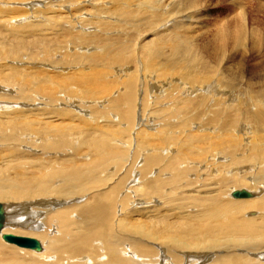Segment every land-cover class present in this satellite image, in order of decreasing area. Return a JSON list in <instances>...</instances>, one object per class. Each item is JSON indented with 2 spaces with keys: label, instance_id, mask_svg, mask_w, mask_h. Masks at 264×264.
I'll return each instance as SVG.
<instances>
[{
  "label": "rangeland",
  "instance_id": "374dc122",
  "mask_svg": "<svg viewBox=\"0 0 264 264\" xmlns=\"http://www.w3.org/2000/svg\"><path fill=\"white\" fill-rule=\"evenodd\" d=\"M22 1L31 2L32 4H34V6L36 5V2L34 0H0V6L6 5V7L8 8L5 10L0 9V12L3 11V12L9 13L11 18L8 20V23H10L12 21V27L26 26L28 24V22L35 24L34 27H31L29 29H26V30L20 32L23 34L14 35V34L10 33L9 30L1 28L2 22L0 21V66L5 64L4 68L8 69L11 72L10 83L13 85V87H11L13 89V91L10 94V96L13 97V99H11L12 100L11 103L13 105H16V106H24L23 109L28 108L27 112H30L32 110V108H34V107L40 108L41 111L45 112L44 115L48 113L47 118H46V116L41 115L44 121H45V119H47L46 121H49V119H50V121H53L54 124H57L59 126L62 124L60 129L61 128H62V130H63V128L66 129L69 132L68 135H70V137L68 138L67 141L61 137L60 138H58V137H51V138L38 137L39 141L34 142L32 139L27 138L28 134H26V136H25V134H21L22 131H20V129H18V128H15V124L12 125V123H17L20 121L19 127L21 129L24 128V131H25V129L28 131L30 129H34V127L39 126V124L37 123L38 121H36V122L30 121L29 122V121L25 120L24 117H26L27 114L28 115L32 114V112L24 113L25 115L24 114L19 115V113L16 112L14 114L15 118L13 117L12 121H10L8 123L4 122L5 120L3 121L0 118V150L2 149L0 151V153H2V154L4 153V155L6 156V159L10 160V161L5 162L6 165L4 162L0 161V172L2 173V174H0V182L2 184L7 183L9 181V178H12V176H14V174H13L14 170L12 169V167L14 169L23 168V169H26V171L28 173H32L31 172L32 168L36 172H39L38 168H37L38 166H43V165H45V166H58V168L59 167H62V168H59V169L56 168V171L53 173L57 177H62L65 172L66 173H68V171H69V173L72 172L74 167L71 165L73 164L74 160L77 158V155L78 154H84V152H86V155H87L86 157L88 158V160H85V161L90 163L89 166L91 168L90 169V175L91 176H90V179H88V182H87V180L82 182V184L84 183L85 184L84 186H86L85 187L86 192H85V195L82 194L83 198H79L80 199L79 201H81V202L85 201L86 202V200H90V195L93 194V192L98 191L97 190L98 187L100 188V190L102 189L101 191H105V192L109 193V192H111L110 190H111L113 184L115 183V181L117 182V181L121 180L120 185H119L121 190L119 189L117 191L116 197L113 198V199H116L115 201H118V197H119L118 195L120 194L119 192L125 190L124 192H121L125 195L127 193V190L128 191L133 190L134 187L142 186L143 183L147 182L150 179L155 178L154 181H152L155 184V187H157V185H159L161 182H162V185L164 187L161 190H160V188L157 187V191H155V192L158 195H156V193H155L154 195L156 197L154 195H152V197H151V198L154 197V199L152 200L153 202L149 201V204H148V202L147 203H143V202L136 203L135 207L140 208L143 206H150L151 205L150 206L151 209L160 208L159 210H157V209L156 210H149V212L151 211V213L154 214L156 211V212L160 213V215H163V214L166 215V214L170 213L172 217H170L169 220L170 221L172 220L174 222H178L177 217L181 216V215L187 216L188 219H194L195 214L196 215L200 214L207 206L212 205L211 199H213V198L218 199L220 201H225V199L226 200L230 199L231 198L230 195H227V193H225V192L229 191L228 193H230L231 192L230 189L232 188V186H235V187H237V189H240V190L244 189V188L238 187V185L240 186V184L237 183V181H234L236 179L232 180L234 175H230V174L226 173L227 170H229V169L231 170V168H232L233 171H231V172H234V171H236L235 170L236 167L238 168V166H240L241 167L240 170L242 169L241 174L237 175L239 177V180L242 179L241 176H243V175H245V176L250 175V176H252V178L254 177V175L252 173V171L255 172L254 170H245V168L242 167V165H243L242 164V158L245 155V153H243V152H245L244 150H245V148H247L245 146V142H244L246 140H244V139L247 138L249 135H247V137H245L243 139V137H244V136H242L243 129L242 128L240 129V125L244 123L245 126H248V128H249L248 130L251 133H253L252 136L254 135V137H256V138L258 137L257 134H259V130H256V127L250 121H248V120L242 121V119H240V114L238 115L239 112H237L235 110H230V111H231V114L235 113L234 114L235 117H237V116L239 117L237 120V123H236L237 125L235 124L236 130L233 132V130L230 129L228 126L226 127L227 129L225 128V130H223L225 132V134H223V138L225 140L227 139L226 144H227V147L229 149L224 148V151L221 152L222 155L220 154V158H218L219 161H223V160H225L224 158L226 157L227 161H225L226 165H224V167H225V169L226 168L227 169L224 170L222 168H216L217 172H212L211 169H209V168L206 169L203 166V164L201 165V163H203V162L200 163V167H197L194 164H189V166H188L187 163H183L182 165H180L181 164L180 162L184 161V158L182 156L183 153L179 154L180 151H179L178 144L177 145L175 144L176 140H177V138L179 139V136H182V135L184 136L186 134H192L191 131H193L194 129L197 128V126H195L193 124L191 125V127H189L190 125H187L188 124L187 118L184 115H182V113H184V110L186 108L188 109V107H189V111L200 109V106L197 105L195 100L193 101L190 94L188 96L187 93H184V96L188 100L185 101V103H183L184 102L183 101L182 104L187 105L188 107L183 106L182 108H184V109L183 110L180 109L181 111L179 109L175 110L176 112H178L177 115L178 114L179 115L176 116L174 119H172V121L174 123L172 122L173 124L171 127V128H175L177 125L180 124L179 126L181 128L183 126H186L185 128H187V129L184 128V131H183V130H179V127H178L177 130L168 131L167 132L168 134L164 135V137H163L164 142H165L164 146L172 145L171 146L173 148L171 150L172 152L168 151L169 147H168V149H166L164 147V151L162 148L158 149V150H155L153 148L157 142L156 141L157 135H153V138H150V140L148 139L147 146H143L142 144H144V141L141 138H138V137H140L141 134L144 135V133H142V132H144V130H146L147 132H153L154 134H156L157 132L161 133L160 131H158L160 129L159 126L161 125L160 123L165 124L164 119L166 117L165 115H167V112H164L163 110H166V108L168 110V108L170 107L171 112H172V111H174V109H172V107H171V105L173 104L171 101H167L165 98H163L161 100L160 99L154 100V98H152V97H155V98L158 97L155 94L156 91L154 92L152 89H150V87L153 86L152 84L154 82L155 83L158 82V80L154 81V79H152V80L150 79L148 81L149 83L142 80V81H144L142 84L139 82H140V77L143 75L142 73L145 71V69L151 70V71L153 70L152 72L157 73L156 75H163V74H165V72H169V70H165V68L167 69L166 65H167V63H169L168 61L172 60L171 56H170V52L167 49L168 47H163V49L160 51V54H158V55L155 54L156 57H154V58H153V56H155V55L153 52H152V54H151V52H150V54H147L150 51L149 49H151L153 46L152 45L153 43H151L152 39L154 40L155 37L157 36L156 32L158 33V31H160V30H158L159 29L158 25H160L162 23L164 17L166 19L163 21V23L167 20V18L170 15L171 16L169 18H172L171 20H173V19H178V16L180 15L179 13H183L185 11V13H187V15H188L189 13L192 12V10L200 9V13H201L200 15H203V16H200V18L198 19L199 23L196 24L193 22L186 21V24H185L184 20H183L184 22L180 21L177 33L179 35L181 34L180 36L183 38L187 36V38L192 39L194 37V40L192 39L193 41L197 42L200 45L205 44V46L207 47V50H208L207 55L206 56L204 55V57H207V58H205V60L207 59L206 62L209 64L208 65L206 63L207 73L210 75V77L214 83L217 81L219 82V83L218 82L216 83L217 85L215 84L217 87L216 86H214V87L218 88V90L221 92L224 91V92L228 93V94H226V95H228V97H225L226 99L228 98V100L223 102V104H224L223 106H226V104H229L230 99H233V98H236V99L232 103H234V104L236 103V105H237L238 101L240 100L239 102L242 105L243 100H246V98L248 96L250 97V95H254L255 92L257 93L261 89L264 88V46H263L264 41L261 38L255 39V40L252 39L253 41L250 38H247L250 36L249 33H251L254 29L256 30V32L260 33V36L263 34L262 33L263 31L261 30V27L263 28V26H260L258 24L261 21H264V16H263L264 15V13H263L264 9L262 8L263 5H261L262 0H201V1L197 0L196 5H198V7L195 6V7L190 8L188 10L189 13L186 11L187 10L186 7L185 8L183 7V3L181 0H177V1L176 0H173V1L172 0H167V1L166 0L165 1L164 0H155V1H153V0H141V1L140 0H121L122 4L120 6V10H118V11L116 9L110 8V4L112 2L111 0H43L44 3L42 2L43 5H41V6H42V9H43V7H45V8L43 9V11L39 12L41 14L40 20H36V21H33L34 18H36V16H34L31 13L33 15V17H32L30 12L32 9L35 10L37 7L31 8V10L29 8H27L28 5H26V7H21V6H24L21 4ZM37 1H39V0H37ZM48 1H49V3H47ZM198 1H199V3H198ZM236 1H238L239 3H237ZM106 2H108V4H105ZM157 2L159 3V5H157ZM163 2H166V3H163ZM202 2L204 4H202ZM256 3H257V5H256ZM240 5H242V6H240ZM41 6L39 8H41ZM105 6H107V7H105ZM157 6H158V8H157ZM232 6H233V8H232ZM159 7H161V8H159ZM143 8H145V10ZM177 9H179V10H177ZM232 9H234V13H233ZM246 10H247V12H246ZM163 12H164V14H163ZM151 13H152V16L155 18V20L151 16ZM240 13H241V15H240ZM24 14H29L28 15V16H30L29 19H33V20H29V21L22 22L19 24L15 23L13 21L15 19H20L21 16ZM231 14H234L237 17H235V18L233 17V19H232L231 16H234V15H231ZM143 15H144V17H143ZM241 17H242V20L246 21V23L244 21L240 20ZM258 17H260V19H258ZM202 19H203V21H201ZM230 19H232L233 22H231ZM235 19H237L238 21ZM22 20L25 21L26 18H23ZM204 20H206V22ZM224 20L227 21L228 23L226 24V22ZM234 20L237 22V24ZM150 21L152 22L153 26L150 25L151 24ZM258 21H260V22H258ZM207 22H208V24H207ZM169 23H170V21H169ZM222 24H224V25H222ZM238 24H239V26L242 25L244 31L246 32V37L244 35L241 39L242 41L241 40H233V38H232V39H228L229 41L226 40L223 42L219 38L218 34L220 33V30L223 31L225 28H232L233 26L238 27L237 26ZM256 24L258 26H260V28L257 27ZM199 25H201V26H199ZM146 26H147V29H146ZM150 26H151V28H150ZM152 28L155 31H153ZM200 28L204 29V30H200ZM141 29H143V30H141ZM149 29H151V30H149ZM182 29H184V30H182ZM145 30H147V31H145ZM209 30H211L212 33ZM215 30H218V31H215ZM141 31H143V32H141ZM196 31H197V33H196ZM199 31H201L202 34ZM215 32H218V33H215ZM110 34H111V37H110ZM198 36L201 40L198 39ZM216 42H218V43H216ZM211 43H212V45H211ZM216 45H218V46H216ZM115 48H116V50H115ZM259 49H260V51H259ZM256 50H258V51L256 52ZM116 51L118 52L119 55L115 54ZM101 52L102 53L104 52V53L102 54ZM106 52H108L110 57L112 58V62L110 64L108 63V65L106 64L107 63L106 60L102 58ZM209 52L211 55H213L212 57H208ZM128 54H129V56L130 55L131 56L130 57L127 56ZM149 55H151V56L149 57ZM222 56H224V57H222ZM24 58H26V59H24ZM143 58L144 59L146 58L145 61L148 63H146ZM160 58H162V59L159 60ZM177 58L178 57H174V60H176ZM122 59H124V60L120 61ZM126 59H127V61H126ZM118 61H120L122 63V65L119 64ZM124 61H125V64H124ZM20 63L22 65H18ZM143 64H145V66ZM148 64L149 65L151 64V65L148 66ZM23 65L29 67L30 75H35L37 77V74H34L33 71L35 69H43V70H47L50 74H52L50 76L54 77L55 79H56L55 76H57V78L59 77L58 79H56L58 81L63 80V78L67 77L68 74H70V75H68L70 77L71 76L74 77V75L77 77V76H79V75H77L79 72H90L89 76H90V82H91L92 72L93 71L96 72V70H102L103 71V69H104V71H105L104 73L106 74V76L103 75L105 78L103 77L104 80L102 79V82H104V83H105V81L109 82L108 81V79H109L110 80L109 84L114 86L113 89L110 86L111 90L108 89L110 91L108 94L111 96V98L116 96L115 94H117V96H119L123 99V100H121L120 110H118V112H115V113H114L113 109L110 110V106H105L106 97L103 95H98V92H96L95 90L93 91L92 98H90V99L103 100V104L98 106V105H92L90 102H88V98H86L87 96L83 93V89H84V87H87L86 86L87 84L83 83V81H80L79 79H76V77L74 79H71V80L66 79V80L59 82L58 84L54 85V88L57 87L58 89H60L58 91L61 92V94L57 93L59 95V99H61V101L59 100L60 102H58L57 104L49 103L46 101L44 103H42L41 100H40V103L38 102L35 104L31 97L35 93L34 89H35L36 84L32 83V82H28V83L25 82V79L22 78V76H23L22 72L15 71V69H14V67L15 68H23ZM105 65L107 68L105 67ZM158 65H159V67H158ZM99 67H100V69H99ZM110 67H112V68L110 69ZM125 67L128 69L125 70ZM134 67H136V68H134ZM151 67H152V69H151ZM115 68H116V70H113ZM158 68L159 69L161 68V69L159 70ZM106 69L110 70L112 72L107 71ZM56 71H57V74H56ZM66 71H67V73H66ZM159 71H160V73H159ZM58 72H60V73H58ZM63 72H65V74ZM73 73H74V75H72ZM135 73H136V75H135ZM60 74H62V75H60ZM84 74H86V73H84ZM194 74L197 76V78L201 77V75H198V71H195ZM132 75L133 76L135 75L136 78L133 77ZM166 75H169V74H166ZM96 76H101V75H96ZM126 76L130 77V79L127 78ZM36 77H34V78H36ZM42 78H44V76L41 75V79ZM112 79L114 81H112ZM166 79H168V78L167 77L160 78L159 80L164 82ZM145 80H146V78H145ZM199 80L200 79H198V81ZM33 81H36V79L35 80L33 79ZM120 81H122V82H120ZM173 81L175 82V79ZM131 82H133L134 85H130ZM213 82H210V83L213 84ZM155 83H154V85H156ZM180 83L181 82H177V85H178L177 90L178 91H179V89L184 90V91H189L188 89H190V87H192V85H193V84H186V83L180 84ZM228 83L230 86L228 85ZM146 84H148V85H146ZM196 85H198V84H196ZM222 85H224V86L222 87ZM120 86L123 89H121ZM202 86H204V85H201V87ZM118 88H120V91H122V92H120ZM165 88H167V87L165 86ZM150 90H152L151 91L152 95L150 93ZM125 92H126V94H125ZM135 92H137V93H135ZM69 97H71V98H69ZM73 98L75 101L73 100ZM138 98H140V99H138ZM85 99H86V101H84ZM124 99H125V101H124ZM79 100H80L81 104L78 103ZM147 100L149 101V103ZM21 101L22 102L26 101L29 104H26L25 102H23V103H25V105H23L21 103ZM209 101H210V99H209ZM123 102L125 104H123ZM210 102L213 103L214 101H210ZM210 102H208V100H207L204 103V105L205 106L210 105L213 108L221 107L217 104L218 101H217V103H214V104H217V106H215V107ZM11 103L9 105H11ZM126 103H127V105H126ZM68 104H74L76 107H79L80 109L82 108L84 110L81 109L82 110L81 112H80V109H77L78 111L77 110L72 111L73 112L72 115H74V116L63 115V113L60 112V114H62V115H59V116L53 115V117H51L52 114L50 115V113L47 110L48 106L51 109H55V108H59V107L67 108ZM201 104H203V103H201ZM40 105H41V107H40ZM70 107H72V106H70ZM259 108H261V110H264V106H262V105ZM73 109H75V108H73ZM13 111H19V110L13 108ZM35 111L33 113H35ZM130 111H132V112H130ZM134 111H136V112H134ZM185 112L187 113V111H185ZM232 112H234V113H232ZM204 113L207 116L210 115V112H208V111H206V112L204 111ZM188 114H189V112H188ZM244 115H246V113L245 114L241 113V116H244ZM43 116L45 117V119ZM207 116H206V118H207ZM54 117L57 118V120H55ZM59 117H61V119ZM85 117L90 118L89 123L83 122V120H87ZM220 118L222 119V117H220ZM189 120H190V118H189ZM44 121H42V120L39 121V123L42 122L43 124L41 123L40 127H38L37 129H34V130H39L41 128L46 130L48 127L47 126L48 124ZM206 121H207V119H206ZM261 121L264 123V119L263 120L261 119ZM198 122L199 121H195L194 124H198ZM66 123H67V125L65 126ZM84 123L87 124V129H85L86 131L84 130V125H83ZM25 124H27V125H25ZM68 125H70V127ZM152 125H153V127H152ZM173 125H174V127H173ZM211 125L212 124H210V126ZM30 126H32L33 128H31ZM88 126L90 127V130H88L89 129ZM203 127L205 128V126H203ZM152 128H154V129H152ZM164 128L166 129L167 127H164ZM190 128L192 129L191 131L188 130ZM254 128H255V130H253ZM161 130H163V128ZM217 131H218L217 128L215 129V127H213V126L209 127V132L212 133V135L216 134ZM76 132H77V134H76ZM163 132L166 133L165 130ZM81 133L82 134L84 133V134L81 135ZM78 134H80V135H78ZM86 134L88 135V137ZM137 134H139V136H137ZM261 135L264 136L263 131L261 132ZM81 136H82V138H81ZM78 137H80L81 139L80 138L78 139ZM75 138H76V142H73V141H75ZM83 138H84V140H83ZM229 138H231V139H229ZM258 139H260V138H258ZM85 140H86V142H88L89 146L87 143L84 142ZM179 140L181 141V137ZM263 140H264V138H263ZM68 143H70V144H68ZM78 143H81V145ZM103 144H105V145H103ZM153 144H155V145H153ZM234 144H236V145H234ZM72 145H74V146H72ZM83 146H85V147L87 146L88 147V148H86L87 150ZM92 146L93 147L96 146L97 149L95 147H94V149H92ZM98 146H100V147H98ZM70 147H72V149ZM155 148H158V145L155 146ZM7 150H9L10 152L8 153ZM79 150H80V152H79ZM88 150H89V152H88ZM144 150H146V151H144ZM155 151H157L156 154L160 155V157H161V161H159L160 163H154L153 162L154 158L156 157V154L154 153ZM72 152H74V154ZM186 153L189 154V151ZM65 154H66V156H65ZM171 154H172V156H170ZM7 155H8V158H7ZM74 155H75V157H73ZM153 155H155V156L153 157ZM146 156H148V158ZM150 156H152L153 161L151 160V158H149ZM90 158L93 160H91ZM119 158H121V159H119ZM25 159L27 160V162ZM72 159H73V161L70 164L69 162ZM62 160H64V161H62ZM90 160L92 162H90ZM149 161L153 162L154 165ZM178 161H180V162L178 163ZM14 162H16V163H14ZM64 162H66V163L64 164ZM169 163L172 165L171 169L167 168V165ZM7 164H9V165H7ZM164 165H165V170L163 172L161 170V167ZM17 166H20V167L16 168ZM65 168H66V170L64 171L63 174L59 173V172H61L62 169H65ZM88 168L89 167H87V169ZM191 168H192V170H191ZM82 170L84 171L86 169L83 168ZM146 170H148V171H146ZM150 170H151V172H150ZM46 172L49 173L50 170H48ZM66 173H65V175H67ZM198 174L201 175V177H199L200 181H198V178H197ZM31 175L37 176L38 174H30L29 176H31ZM49 175H53V174L49 173ZM182 175H184V176H182ZM96 176H97V178L94 180V178ZM162 177H163V180H162ZM174 177H175V179H174ZM80 178L82 179V176ZM91 179H93V180L91 181ZM156 179H158V180H156ZM159 179H161V180H159ZM55 180L52 181V184H51L52 187L50 186V190L52 189L51 191H54V190L58 191L59 188L64 186V182L59 181V180L55 181ZM220 180H222V181H220ZM44 184H48V182H45ZM169 185L172 187H169ZM88 187H89V189H88ZM105 188L106 189L108 188V189L106 190ZM172 188L174 189V191H172L173 190ZM92 190H93V192H92ZM221 190L223 193H220ZM166 192H167V194H166ZM173 192L175 193V195ZM179 193H180V195H179ZM221 194L225 197L226 196H228V197H226V198L222 197L221 198ZM136 195H135V197H137ZM159 195L160 196L163 195V197L165 196V198L162 199V196L159 197ZM167 195L170 196V197L168 196L169 199L167 198ZM127 197H129V198H127ZM127 197H126V199H124V202L123 201L115 202V205L117 203H118V205L114 206V208L118 206L117 209L119 208V210H120L118 215H117V211L116 212L114 211L115 214H114L113 218H114V222H116L115 223L116 229H118V225H121V226L125 225V226L130 227V225H127V221L132 220L129 217L131 215L130 214L131 213V207H129V203H131V201L134 200V197L132 198V193H129V195H127ZM148 197L149 196H147V198ZM76 198H78V197H76ZM76 198H73V199H76ZM84 198H86V199L84 200ZM147 198L143 197V198H140L139 200L136 199L135 202H139L142 199H147ZM40 199H42V196ZM48 199L57 200V199H62V198H59L57 195H50L47 197V200ZM38 200L39 199H37L36 201H38ZM6 201H9V199L0 198V202H6ZM83 203H80V204H83ZM164 208L165 209L167 208L166 212H164L165 211ZM143 210L144 209L141 208L140 211L137 210V212H140V213L147 212V210L146 211L145 210L143 211ZM172 210L174 212H172ZM182 210H184V211H182ZM128 212H130V213H128ZM161 212L163 214H161ZM247 212L248 213L251 212V214L253 213V211H247ZM257 213H258V211H256V212L254 211L253 214H257ZM26 214H28V213L26 211H23L20 213V216H27ZM262 214H264V212H262L261 214L258 213L259 216H262ZM134 215L136 218L137 216L135 213L132 214L131 217H134ZM258 215H256L257 219H258L257 221L260 223L261 221L259 220ZM173 218H174V220H173ZM260 219H264V217H262V218L260 217ZM120 220H121V223H119ZM132 221H134V220H132ZM262 223H264V221H262ZM18 228H20V230H22V232H25V233L27 232L24 236H29L32 233V231L29 232L28 229H23L22 226H18ZM34 238H36V237H34ZM36 239H38V238H36ZM128 247H129L128 245H123L121 248H128ZM248 251H250V250H248ZM214 252L216 254H220V255H225V253H226L222 250L219 252L218 251H214ZM243 253H244V251H239L240 255H243ZM249 255H250V253H249ZM250 257L256 258V255L254 253H251ZM260 262H264V257L260 260Z\"/></svg>",
  "mask_w": 264,
  "mask_h": 264
},
{
  "label": "bare ground",
  "instance_id": "6f19581e",
  "mask_svg": "<svg viewBox=\"0 0 264 264\" xmlns=\"http://www.w3.org/2000/svg\"><path fill=\"white\" fill-rule=\"evenodd\" d=\"M34 1L36 2L35 6L31 2L22 1L21 4L24 6H21V7H26V5H28L27 8H29L30 10L33 7H37L35 9L36 11L34 9H32L30 12V14L32 13L34 16H36V18H34V20L29 19V17H30V16H28L29 14H24L21 16L20 19L13 20L15 23L19 24V23L26 22L29 20H33V21L40 20L41 14L39 12L43 11V9L45 8V7H43V9H42V6H41V5H43L42 2L44 3V1L43 0H39V1L34 0ZM111 1L112 2L110 4V8L116 9L117 11L120 10V6L122 4L121 0H111ZM153 1H155V0H153ZM181 1L183 3V7L184 8L186 7V9H187L186 11L188 13H189L188 10L190 8L195 7V6L198 7V5H196L197 0H181ZM236 2L239 3L238 1H236ZM47 3H49V1ZM163 3H166V2H163ZM198 3H199V1H198ZM105 4H108V2H106ZM202 4H204V3L202 2ZM157 5H159L158 2H157ZM256 5H257V3H256ZM261 5H263L262 8L264 9V0H262ZM40 6H41V8H39ZM240 6H242V5H240ZM105 7H107V6H105ZM157 8H158V6H157ZM159 8H161V7H159ZM232 8H233V6H232ZM0 9L5 10L8 8L6 7V5H2V6H0ZM143 9L145 10V8H143ZM177 10H179V9H177ZM232 10L234 13V9H232ZM246 12H247V10H246ZM263 13H264V11H263ZM0 14H1L0 15V21L2 22L1 28L9 30L10 33H12L14 35L23 34L20 32L35 26V24L28 22V24L26 26L12 27V21L10 23H8V20L11 18L9 13L2 11V12H0ZM32 14H31V16L33 17ZM163 14H164V12H163ZM179 14L180 15L178 16V19L171 20L172 18H169L171 16L170 15L164 23H163V21L166 19L165 17H164L162 23L161 24L159 23L160 24V25H158L159 29L158 28L157 29L160 31H158V33L156 32L157 36L155 37L154 40L152 39V42H151V43H153L152 44L153 46L151 49H149L150 51L148 50L149 53H147V54H150V52H151V54H152V52H153L154 55L155 54L158 55V54H160V51L163 49V47H168L167 49L170 52V56H171L172 60L168 61L169 63H167V65H166L167 69L165 68V70H169V72H165V74H163V75H156L157 73H155V72L153 73L152 72L153 70L151 71V70L145 69V71L142 73L143 75L140 77V82H139L142 84L144 81L148 82L150 79L151 80L154 79V81L158 80V82H156V83L154 82L156 85H154V83L152 84L153 86L150 85L151 86L150 89H152L154 92L156 91L155 94L158 96L157 98H155V97H152V98H154V100L155 99L161 100V99L165 98L167 101H171L173 103L171 105V107H172V109H174V111L171 112L170 107L168 108V110H167V108H166V110H163L164 112H167V115H165L166 117L164 119L165 124L160 123L161 125L159 126L160 129L158 131H160L161 133L157 132L156 134H154L153 132H147L146 130H144V132H142V133H144V135L141 134L142 136L140 135V137H138V138H141L144 141V144H142L143 146H147L148 139L150 140V138H153V135H157L156 145L155 144H153V145H155V146L158 145V148H155V146L153 148L155 150L162 148L164 151V147L166 149H168V147H169L168 151H171L173 149L171 147L172 145L164 146L165 142H164L163 137H164V135L168 134L167 133L168 131L177 130L178 127H179V130L184 131V128L186 126L182 125L183 127L181 128L179 126L180 124L177 125L175 128H171L172 124L174 123L172 121V119H174L176 116L179 115V114L177 115L178 112H176L175 110H178V109L183 110L184 108H182V107L187 106V105L182 104L183 101H184L183 103H185V101L188 100L184 96V93H187L188 96L190 94L192 100L193 101L195 100L197 105L200 106V109L189 111V107L187 106L188 109L186 108L184 110V113H182V115H184L187 118V123H188L187 125H190L189 127H191V125L193 124V125L197 126V128L196 129L193 128L194 129L193 131H191L192 130L191 128L188 129L189 131L192 132V134H186L184 136L181 134L182 136H179V139L181 137L182 142L177 138L175 144L176 145L178 144L179 151H180L179 154H182V153L184 154V155L182 154L184 161H181V162L178 161V163L180 162L181 163L180 165H182L183 163H187L188 166H189V164H194L195 166L200 167V163L203 162V163H201V165L203 164V166L206 169H208V168L211 169L212 172H217L216 168H222V169L226 170L227 168L225 169V167H224V165H226L225 161H227L226 157L224 158L225 160H223V161H219V159H218V158H220V154L222 155L221 152L224 151V148H228L227 144H226L227 139L225 140L223 138V134H225V132L223 130H225V128L227 126L230 129H232L233 132L236 130V125H237L236 123H237V120L239 117L238 116L235 117L234 112H232L234 114H231L230 110H235V111L239 112L238 115L240 114V119H242V121L243 120L250 121L256 127V130H259V134H257L258 137L256 138V137H254V135L252 136L253 133H251L248 130L249 129L248 126H245L244 123L240 125V129L241 128L243 129V134H242V136H244L243 139L245 137H247V135H249L247 138L244 139V140H246L244 142H245V146L247 148H245V150H244L245 152H243V153H245V155L242 158V164H243L242 167H244L245 170H254L255 172L252 171L254 177L252 178V176H250V175H248V176H245V175L241 176L240 175L242 177V179L239 180V177L237 175L241 174L242 169L240 170V168H241L240 166H238V168L236 167V169H235L236 171L231 172V171H233L231 168V170L230 169L227 170L226 173H228L230 175H234L232 180L236 179L234 181H237V183L240 184V186L238 185V187L244 188L241 190L247 191L249 193V197H237V198L234 197L233 193L236 191L237 187L231 185L232 186V188L230 189L231 192L230 193H228L229 191L225 192V193H227V195H230V197H231L230 199L227 198L228 200L225 199V201H220L218 199L213 198V199H211L212 205L207 206L206 208L204 207L205 209L200 214L194 215V219H188L187 216L181 215V216L177 217L178 222H174L172 220L171 221L169 220V218L172 217L170 213L164 215L161 212V214H163V215H160V213H158L156 211L154 214H152L151 211L149 212V210H156L157 209V208L151 209L150 208L151 205L150 206H143L140 208L135 207L136 203H141V202L147 203L148 202V204H149V201H152L154 199V197L153 198H151V197H152V195H154L156 193L155 191H157V187L160 188V190L164 187L162 185V182L159 185H157V187H155V184L152 182V181H154L155 178L154 179L149 178L150 180L143 183L142 186H136V187H134L133 190H129V191L127 190V193L125 195L123 193H121V192H124L125 190L119 192L120 194L118 195L119 196L118 201H115L116 199H113V198L116 197L117 191L120 189L119 185H120L121 180H119L117 182L115 181V183L113 184V186L110 190L111 192L107 193L105 191H101L102 189L100 190V188L97 186L98 191L93 192V190H92L93 194L90 195V200H86V202L83 201L84 203L79 201L80 200L79 198H83V195H85V192H86L85 191L86 186H84L85 184L84 183L82 184V182H84L86 180L88 182V179H90V176H91L90 175V169L91 168L89 166L90 163L85 161V160H88V158L86 157L87 156L86 152H84V154H78L77 155V158L74 160L73 164L71 165L74 167L71 173H69V171H68V173L65 172L67 174V175H65L64 171L66 170V168L62 169L61 172H59L61 174L64 173V175L62 177H57L53 173L56 171V168H58V166H45V165L38 166L37 168H38L39 172H36L32 168L31 169L32 173H28L26 171V169L18 168L20 166L16 167L18 169H14L12 167V169L14 170V173H13L14 176H12V178H9V181L5 184H2L0 182V198L9 199V201L0 202L2 204L3 216H4L3 226L1 227V231H0V264H258V263L264 264V262H260V260L264 257V223H262V221H264V219H260V217L261 218L264 217V214H262V216L258 215V213L261 214L262 212H264V140H263L264 136L261 135V132L262 131L264 132V123L261 121V119L262 120L264 119V110H261V108H259L261 105L264 106V88L261 89L257 93L255 92L254 95H250V97L248 96L246 98V100H243L242 105L239 102L240 100L238 101L237 105H236V103L235 104L232 103L236 99V98H233V99H230V102L228 101L229 104H226V106H223L224 105L223 102L228 100V98L227 99L225 98V97H228V95H226L228 93H226L224 91H222V92L219 91L218 88H216L217 87L216 83L218 81L214 83L212 81L210 75L207 73V65H206L207 59L205 60V58H207V57H204V55L205 56L207 55V51H208L207 47L205 46V44L200 45L197 42L193 41L194 37L192 38L193 40L190 38H187V36L183 38L180 36L181 34L179 35L177 33L180 21L184 20L185 22L184 21L183 22L185 24H186V21L198 24L199 23L198 19L200 18V16H203V15H200L201 14L200 9L192 10V12L189 13L188 15H187V13H185V11L183 13H179ZM231 15H234V14H231ZM240 15H241V13H240ZM151 16H152V13H151ZM143 17H144V15H143ZM231 17L233 19V17L235 18L237 16L234 15ZM23 18H26V20L23 21L22 20ZM232 19H230L231 22H233ZM258 19H260V17H258ZM154 20H155V18H154ZM235 20H237V19H235ZM240 20L244 21L246 23L245 20H242V17ZM169 21H170V23H169ZM201 21H203V19ZM204 21L206 22V20H204ZM225 22H226V24L228 23L227 21H225ZM258 22H260V21H258ZM207 24H208V22H207ZM236 24H237V22H236ZM258 24L260 26H263V28H264V21H261ZM150 25L153 26L152 22ZM222 25H224V24H222ZM199 26H201V25H199ZM237 26L238 27L233 26L232 28H225L223 31L220 30V33L218 34L219 38L224 42V41H226L228 39H232V38H233V40H241L244 35L246 37V32L244 31L243 26L242 25L239 26V24ZM260 26L257 25V27H259V28H260ZM150 28H151V26H150ZM263 28L261 27V30L263 31V32L261 31L263 33L261 36H260V33L256 32V30L254 29L252 32L250 31L251 32V33H249L250 36L247 38H250L251 40L261 38L264 41V29ZM146 29H147V26H146ZM141 30H143V29H141ZM149 30H151V29H149ZM152 30H153V28H152ZM182 30H184V29H182ZM200 30H204V29L200 28ZM211 30H209V31L211 32ZM145 31H147V30H145ZM153 31H155V30H153ZM215 31H218V30H215ZM141 32H143V31H141ZM199 32H201V31H199ZM196 33H197V31H196ZM215 33H218V32H215ZM201 34H202V32H201ZM110 37H111V34H110ZM198 39H200L199 36H198ZM216 43H218V42H216ZM211 45H212V43H211ZM216 46H218V45H216ZM115 50H116V48H115ZM117 51L115 54L119 55ZM257 51L258 50H256V52ZM259 51H260V49H259ZM127 56H129V54ZM150 56L151 55H149V57ZM212 56L213 55H211L209 52L208 57H212ZM224 56H222V57H224ZM154 57H156V55L153 56V58ZM174 57H178V58L176 60H174ZM102 58L106 60L107 63L106 62L105 63L107 65H108V63L110 64L112 62V58L110 57L108 52H106ZM24 59H26V58H24ZM145 59H144V61H145ZM161 59L162 58H160L159 60H161ZM123 60L124 59H122L120 61H123ZM120 61H118V63L122 65V63ZM126 61H127V59H126ZM146 63H148V62H146ZM124 64H125V61H124ZM18 65H22V64L20 63ZM143 65L145 66V64H143ZM150 65L148 64V66H150ZM4 66H5V64L0 66V83H1L0 84V118L3 121L5 120L4 122L8 123V122L12 121L14 114L16 112H18L19 115H23L24 113L32 112V114H29V115L27 114V116L24 118L26 121H29V122L30 121H35V122L38 121L37 123L39 124V126L34 127V129H37L38 127H40V124L42 123V122L39 123V121H41V120L44 121L41 115H44L45 112L41 111V109L37 108V107H34V108H32V110L30 112H27L28 108L23 109L24 106H16V105H13L11 103L12 102L11 99H13V97L10 96L11 92L13 91V89L11 88V87H13V85L10 83L11 72L8 69H5ZM105 67H106V65H105ZM158 67H159V65H158ZM111 68L112 67H110V69ZM134 68H136V67H134ZM14 69H15V71L22 72V74H23L22 78L25 79V82H27V83L32 82V83L36 84L35 89H34L35 93L31 97L35 104L38 102L40 103V100L42 101V103H44L46 101L49 103L57 104L58 102L61 101V99H59V95L57 93L61 94V92L58 91L60 89H58L57 87L54 88V85L58 84L59 82L66 80V79L71 80V79H74L76 77L74 75V73L72 74V75H74V77L73 76L70 77V76H68L70 74H68L67 77L63 78V80L58 81L56 79H58L59 77L57 78V76H55L56 77V79H55L54 77L50 76L52 74H50L47 70L35 69L33 71V73L37 74V77H36L35 75H30L28 66L23 65V68H15L14 67ZM99 69H100V67H99ZM126 69H128V68L125 67V70ZM151 69H152V67H151ZM113 70H116V68ZM107 71H110V70H107ZM195 71H198V75H201V77L197 78V76L194 74ZM104 72H105L104 69H103V71L102 70H96V72L93 71L91 82H90V76H89L90 72H79L77 74L79 76H77L76 79H79L80 81H83V83L87 84L86 85L87 87H84V89H83V93L87 96L86 98H88V102H90L92 105H98V106L103 104V100L90 99V98H92L93 91L95 90L96 92H98V95H103L106 97L105 106H110V110L113 109L114 113H115V112H118V110H120L121 100H123V99L121 97L117 96V94H115L116 96H114L112 98L108 94L110 92L108 89L111 90L110 86L112 87V89L114 86L109 84V82H110L109 79H108L109 82H107V81H105V83L102 82V79L104 77L103 75L106 76V74ZM110 72H112V71H110ZM58 73H60V72H58ZM63 73L65 74V72H63ZM66 73H67V71H66ZM84 73H86V74H84ZM159 73H160V71H159ZM56 74H57V71H56ZM166 74H169V75H166ZM41 75L44 76V78L41 79ZM60 75H62V74H60ZM96 75H101V76H96ZM135 75H136V73H135ZM135 75L134 76L132 75V76L135 77ZM34 77H36V78H34ZM165 77H167L168 79H166L164 82L159 80L160 78H165ZM127 78L130 79V77H127ZM145 78H146V80H145ZM33 79L34 80L36 79V81H33ZM174 79H175V82L173 81ZM198 79H200V80L198 81ZM142 80H144V81H142ZM112 81H114V80L112 79ZM120 82H122V81H120ZM177 82L186 83V84H193V85H192V87H190V89H188L189 91H184V90H180V89L178 91L177 90L178 89ZM210 82H213V84H211ZM196 84H198V85H196ZM130 85H134L133 82H131ZM146 85H148V84H146ZM164 85L167 88H165ZM201 85H204V86L201 87ZM224 85H222V87ZM228 85H229V83H228ZM214 86H216V87H214ZM120 88H121V86H120ZM120 88H118L119 91H120ZM121 89H123V88H121ZM152 90H150V93ZM120 92H122V91H120ZM135 93H137V92H135ZM125 94H126V92H125ZM151 95H152V93H151ZM69 98H71V97H69ZM138 99H140V98H138ZM209 99H210V101H214V102L211 103L209 101ZM73 100H74V98H73ZM207 100H208V102L213 104L214 107L217 106V104L221 107L213 108L210 105L205 106L204 103ZM84 101H86V99ZM124 101H125V99H124ZM217 101H218V103H217ZM23 102H25L26 104H29L26 101H23ZM23 102L21 101V103L23 105H25V103H23ZM10 103H11V105H9ZM78 103H80V100ZM148 103H149V101H148ZM201 103H203V104H201ZM214 103H217V104H214ZM123 104H125V103L123 102ZM126 105H127V103H126ZM70 106H72L75 109H73ZM40 107H41V105H40ZM13 108L18 109L19 111H13ZM67 108L59 107V108L51 109L48 106L47 110L50 113V115L52 114L51 117H53V115L54 116L62 115V114H60V112L63 113V115L74 116V115H72L73 114L72 111H76L77 109H80L79 107H76L74 104H68ZM81 109H80V112L82 110H84V109H82V110ZM34 111H35V113H33ZM185 111H187V113ZM204 111L210 112V115L207 116L204 113ZM130 112H132V111H130ZM134 112H136V111H134ZM188 112H189V114H188ZM241 113H244V114L246 113V115L241 116ZM47 114L44 115V116H46V118H47ZM206 116H207V118H206ZM61 117H59V118L61 119ZM220 117H222V119ZM85 118L87 120H83V122L89 123L90 118H88V117H85ZM189 118H190V120H189ZM205 118L207 119V121ZM44 119H45V117H44ZM54 119L57 120V118H55V117H54ZM46 120L47 119H45V121H44L48 124L47 125L48 127L46 130L41 128L39 130L30 129L28 131L25 129V131H24V128L21 129L19 127L20 121L17 123H12V125L15 124V128H18V129H20V131H22L21 134H25V136H26V134H28L27 138L32 139L34 142L39 141L38 137H47V138H51V137L60 138L61 137L66 141L68 140V138L70 137V135H68L69 132L64 128H63V130H62V128L60 129L62 124L59 126L57 124H54L53 121H50V119H49V121H46ZM195 121H199L198 124H194ZM67 123L65 124V126L67 125ZM85 123L83 124L84 130L87 129V124H85ZM210 124H212L211 126L215 127V129L217 128V130H218L216 132V134H213L214 136L212 135V133L209 132V127H211ZM25 125H27V124H25ZM68 126L70 127V125H68ZM203 126H205V128ZM30 127L33 128L32 126H30ZM152 127H153V125H152ZM164 127H167L166 128L167 130ZM173 127H174V125H173ZM162 128H163V130H161ZM152 129H154V128H152ZM185 129H187V128H185ZM88 130H90V127ZM164 130L166 131V133L163 132ZM253 130H255V128ZM76 134H77V132H76ZM83 134L81 133V135H83ZM78 135H80V134H78ZM137 136H139V134H137ZM87 137H88V135H87ZM79 138L80 137H78V139ZM81 138H82V136H81ZM258 138H260V139H258ZM229 139H231V138H229ZM83 140H84V138H83ZM73 142H76V138H75V141H73ZM84 142L88 144V142H86V140ZM70 143H68V144H70ZM78 144L81 145V143H78ZM103 145H105V144H103ZM234 145H236V144H234ZM72 146H74V145H72ZM88 146H89V144H88ZM83 147H85V146H83ZM94 147L96 148V146H94ZM94 147L92 146V149H94ZM98 147H100V146H98ZM70 148L72 149V147H70ZM86 148H88V147L86 146L85 149ZM7 151H8V153L10 152L9 150H7ZM144 151H146V150H144ZM188 151H189V154L186 153ZM79 152H80V150H79ZM88 152H89V150H88ZM72 153L74 154V152H72ZM154 153L156 154L157 151H155ZM65 156H66V154H65ZM154 156L155 155H153V157ZM170 156H172V154ZM73 157H75V155ZM146 157L148 158V156H146ZM7 158H8V155H7ZM121 158H119V159H121ZM149 158H151V160H152V156H150ZM91 160H93V159H91ZM91 160H90V162H92ZM0 161L5 163V162L10 161V160L6 159V156L4 155V153L3 154L0 153ZM62 161H64V160H62ZM72 161H73V159L70 162L69 161L68 162L71 164ZM159 161H161V157H160V155L156 154V157L154 158L153 162L154 163H160ZM26 162H27V160H26ZM149 162H151V161H149ZM153 162H151V163L153 164ZM14 163H16V162H14ZM65 163L66 162H64V164ZM5 165H6V163H5ZM7 165H9V164H7ZM87 167H89V168L87 169ZM59 168H62V167H59ZM83 168H85L86 170L83 171L82 170ZM167 168L171 169L172 165L169 163L167 165ZM48 170H50L49 173H51L53 175H49V173L46 172ZM161 170L164 172L165 165L161 167ZM191 170H192V168H191ZM146 171H148V170H146ZM150 172H151V170H150ZM0 174H2V173L0 172ZM30 174H38V175L37 176L36 175L35 176H32V175L29 176ZM81 176H82V179L80 178ZM182 176H184V175H182ZM199 177H201L200 174L197 175L198 181H200ZM96 178H97V176L94 178V180ZM55 179L57 181L59 180V181L64 182V186L59 188L58 191H55V190L51 191L52 189L50 190V186L52 184V181H54ZM174 179H175V177H174ZM92 180L93 179H91V181ZM156 180H158V179H156ZM159 180H161V179H159ZM162 180H163V177H162ZM220 181H222V180H220ZM45 182H48V184H44ZM169 187H172V186L169 185ZM88 189H89V187H88ZM237 190H240V189H237ZM172 191H174V189ZM129 193H132V198L134 197V200L131 201V203H129V207H131V213L130 212H128V213L131 214L129 217L134 221H132V220L127 221V225H130V227L125 226V225H122V226L118 225V229H116L115 228L116 222H114L113 217H114L115 212L117 211V215H118L120 210H119V208L117 209L118 206L114 208V206L118 205V203L115 205V202H120V201L124 202V199H126L127 195H129ZM220 193H223L222 190ZM134 194L135 195L137 194L136 195L137 197H135ZM166 194H167V192H166ZM50 195H57L59 198H62V199H57V200L48 199L47 200V197ZM156 195H158V194L156 193ZM174 195H175V193H174ZM179 195H180V193H179ZM41 196H42V199H40ZM147 196H149V197L147 198ZM161 196H162V199L165 198V196L164 197H163V195H161ZM161 196L159 195V197H161ZM168 196L169 195H167V198H168ZM76 197H78V198H76ZM143 197L147 198L148 200L142 199L139 202H135L136 199L139 200L140 198H143ZM222 197L226 198L228 196L225 197L221 194V198ZM73 198H76V199H73ZM86 198H84V200ZM127 198H129V197H127ZM37 199H39V200L36 201ZM80 203H83V204H80ZM145 207L147 209L148 208L149 209L147 210ZM141 208L144 209L145 211L147 210V212H145V213L144 212L143 213L137 212V210L140 211ZM159 209L160 208H158L157 210H159ZM166 210H167V208L165 209L164 212H166ZM23 211H26L28 213V214H26L27 216H20V213ZM182 211H184V210H182ZM247 211H253V213H254V211L255 212L258 211V213L257 214H253V213L251 214V212L248 213ZM172 212H174V211L172 210ZM134 213L137 216L136 218H135V215H134V217H131L132 214H134ZM256 215L259 216V220L261 221L260 223L257 221L258 219H257ZM173 220H174V218H173ZM119 223H121V220ZM18 226H22L23 229H28L29 232L32 231V233H31L32 235L30 234L29 236L30 237H36L39 239V240L38 239L37 240L41 244L40 251H36V250L30 249V248L20 247L18 245H15V244H12V243H9V242H6L5 240H3V238L1 237L2 233H12V234L15 233V235L18 234V235L24 236L27 232L26 233L22 232V230H20V228H18ZM123 245H128L129 247L128 248H121ZM221 250L226 252L225 255L216 254L214 252V251L219 252ZM248 250H250V251H248ZM239 251H244L243 255H240ZM249 253H250V255H251V253H254L256 255V258L250 257Z\"/></svg>",
  "mask_w": 264,
  "mask_h": 264
},
{
  "label": "water",
  "instance_id": "95a60500",
  "mask_svg": "<svg viewBox=\"0 0 264 264\" xmlns=\"http://www.w3.org/2000/svg\"><path fill=\"white\" fill-rule=\"evenodd\" d=\"M233 196L236 198L237 197H249V193L245 190H241V191L236 190L233 193ZM3 220H4L3 209H2V204L0 203V231H1V227L3 226ZM1 237L6 242L18 245L20 247L30 248L36 251H40L41 249L40 242L34 237L15 235L12 233H2Z\"/></svg>",
  "mask_w": 264,
  "mask_h": 264
}]
</instances>
